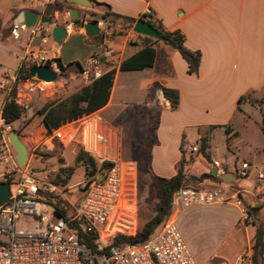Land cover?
Instances as JSON below:
<instances>
[{
    "label": "crops",
    "instance_id": "0c3cea01",
    "mask_svg": "<svg viewBox=\"0 0 264 264\" xmlns=\"http://www.w3.org/2000/svg\"><path fill=\"white\" fill-rule=\"evenodd\" d=\"M55 1L67 2L53 0L52 3ZM90 1L94 5L91 12L100 16L97 21L104 20L102 16L107 11L139 19L149 7L153 15L151 22L168 32L180 31L185 36L186 47L202 54L198 73L190 74L186 61L164 41L150 40L147 36L137 33H120L116 34L111 42L117 63L112 65L101 59L103 74L111 70H115L116 74L107 105L94 113L100 115L110 111L114 115L116 127L121 130L120 138L130 141L131 153L132 142L138 137H142L148 147L154 139L149 162L152 175L171 179L176 176L182 161L187 176L201 177L212 174L215 168L211 161L203 155H196V152H189L188 147H199L205 137L209 138L211 146L212 135L209 133L214 127H226L229 133L228 141L233 137L236 144L246 143L252 147L237 130L234 120L243 102L251 104L252 96L258 99L264 96V0ZM24 11L40 14L24 1L16 4L11 10L10 20L6 23L1 20L0 82L6 74L17 73L21 58L30 49L45 48L50 57L58 58L59 64L64 67V73L69 77L78 75L79 71L88 66L94 55L101 54L102 44L97 43L100 37H87L83 29L77 28L68 30L62 43L74 40L75 45H82L83 51L79 46L70 54L64 52L63 47H55L53 41L43 45L42 36L39 34L32 38L29 31L30 34L25 36L24 33L28 30L20 31V38L15 40L11 30L18 25L20 15ZM72 11H77L89 22L96 21L81 14L79 9L70 10ZM102 13L104 14L101 15ZM45 17L44 13L43 18ZM50 21L51 31L55 27H64L67 21L65 12H56ZM87 42L91 45L87 46ZM147 44L157 53L154 66L142 71H120L122 62L137 54ZM85 56L86 66H83L80 61ZM75 67L78 71L74 70ZM164 89L176 90L179 93L180 104L177 110L172 109L170 100L164 95ZM6 95L8 94L0 93V96H3L0 101V129L6 127L1 118ZM154 117L157 118L155 129L152 128ZM53 147L47 150L50 151ZM263 150L264 145L257 148L256 153L263 154ZM215 160L219 159H213ZM243 162L249 163L253 169L252 174L257 176V182L253 185L246 183L250 176L239 179L237 185L246 198L243 204L247 209L248 206H259L260 209L254 210V214H257L255 221L264 223V179L259 178L261 173L264 175V159L261 163L241 160L240 164ZM226 174L230 173L225 170L224 175ZM0 177L1 183L4 178L1 173ZM216 177L222 179V176ZM222 185L207 184L206 189H216ZM216 207L233 208L237 212L236 219L233 223L224 221L217 246L208 255L202 254L203 257L198 258L187 238L186 225L197 219L194 214L197 211L213 210ZM176 220L196 264H231L246 245L251 248L255 234L253 221L244 225L239 209L231 205L198 207L185 212L178 210Z\"/></svg>",
    "mask_w": 264,
    "mask_h": 264
},
{
    "label": "built area",
    "instance_id": "2783aa9c",
    "mask_svg": "<svg viewBox=\"0 0 264 264\" xmlns=\"http://www.w3.org/2000/svg\"><path fill=\"white\" fill-rule=\"evenodd\" d=\"M24 1L39 11V20L33 28H27L24 24L14 26L11 35L18 40L20 31L30 30L32 38L42 33L41 42L48 45L52 42L50 23L49 29H45L46 24L40 22L53 0ZM152 16V10L148 7L139 20L148 22ZM65 17L66 31L75 29L71 12H65ZM84 23L88 24L89 21L84 19ZM96 23L98 37L102 40V52L94 55L88 66L80 72L90 84L103 75L102 58L112 65L117 63L116 52L111 47L113 37L120 33H135V25L130 27L124 21L104 19ZM36 67H49L58 76L64 73L58 58L50 57L45 48L30 49L21 58L17 73L6 74L0 82V93L8 94L17 85L14 101L24 111L28 110L29 93H43L47 85L37 77L29 76ZM19 86L23 89L18 91ZM120 136L121 130L110 128L97 113L67 121L48 133L44 143L47 149L53 147L54 142L63 146L76 145L99 167L98 171H94L95 176L88 177L83 185L81 201L77 204L67 202L65 205L67 217L58 216L45 199L46 195H54L57 188L46 183L39 173L30 171L28 166L21 168L11 154L10 143L3 140L0 145V173L10 185V196L0 207V264H196L177 224L178 210L185 212L198 207L231 205L239 209L243 221H253L254 213L244 206L240 192L231 189L226 183L222 188L199 191L182 188L173 196L169 218L147 242L110 248L111 237L137 232L114 231L113 215L117 212L123 191ZM198 150L199 147H188L191 153ZM105 164L110 166L101 169ZM212 166L217 169L218 176L224 175L225 170L219 160L213 161ZM236 172L240 179H246L253 169L249 163L243 162L236 168ZM259 178L264 179V175L261 173ZM78 234L93 236L95 248L82 242ZM231 264H253L251 248L243 251ZM261 264H264V247Z\"/></svg>",
    "mask_w": 264,
    "mask_h": 264
},
{
    "label": "rangeland",
    "instance_id": "374dc122",
    "mask_svg": "<svg viewBox=\"0 0 264 264\" xmlns=\"http://www.w3.org/2000/svg\"><path fill=\"white\" fill-rule=\"evenodd\" d=\"M23 2V0H1L0 21L2 20L6 23L10 20L11 10L16 4ZM71 6L75 10L79 9L81 14L88 15L96 21L100 19V16L92 13L90 9L76 5ZM98 9L103 10V8ZM44 26L45 29H49L48 24ZM29 31L24 33V35H29ZM83 32L85 33L84 30ZM40 35L43 36L42 33ZM46 35L48 34L46 33ZM97 43L102 44L101 38L97 40ZM86 45L90 46L91 44L87 42ZM79 46L81 51H83L82 45H75L74 40L55 45L57 48L63 47L64 52L69 54L74 52ZM86 58L85 56L80 61L83 66H86ZM75 69L77 70V67ZM80 72L78 75L72 77H69L67 73H63L55 83L45 85V92L29 93L28 110L25 111L24 117L9 126L10 129L7 127L0 129V145L4 139L9 142L8 136L13 131L20 136L30 154V159L27 164L29 170L40 171L41 178L46 183L52 184L57 188V191L54 192V196L57 199H54V201L61 200L65 205H67V202L77 204L81 201L83 195L82 187L87 182L88 176L86 175L82 162H76L77 154L80 151L76 145L63 146L58 142H54V147L50 151L44 146L48 137V130L44 125L43 116L40 114V111L44 107H55L60 104L66 105V107L69 106L72 96L90 84L81 76ZM19 89L22 90L23 87L19 86L18 91ZM262 97L258 99V97L254 98L252 96L254 100L250 97V100L255 101L256 105H252L246 101L243 102L234 120L237 130L252 147L247 146L246 143L236 144L232 136V140L228 141L229 133L226 127H214L209 133L210 136L212 135L211 146L208 151L210 159L205 158L211 161V164L213 163V159L218 158L224 170L234 176V185L236 186H238L237 183L240 179L237 175L236 168L239 167L238 165H240L241 160L248 162L259 161L261 163L264 159V150L263 154L256 153V149L264 145V104L262 103L264 96ZM2 100L3 96H0V101ZM100 117L110 128H117L114 115L110 111L100 114ZM156 120L157 118L154 117L152 120V128ZM235 122L233 123L235 124ZM120 145L123 163V191L117 212L113 215L114 231L117 233L138 231L146 222L153 218V209L157 203L149 188L151 170L146 163L148 145L143 142L142 137H138L136 141L132 142V153L129 148L130 141L127 138L124 139L121 137ZM11 154L12 156L16 155L13 148ZM196 155H203L200 149L196 152ZM70 167L75 169L72 178L67 180L66 184L56 185L54 181L60 173V170ZM0 180H2L1 177ZM3 182H6V178H3ZM256 182L257 176L255 173L251 174L246 181L247 184L251 185ZM224 184L219 188H222ZM226 184L230 187L229 183ZM194 214L197 219L186 225V235L191 242L193 253L198 258H201L214 250L217 246L219 236L222 235L224 221L233 223L236 219L237 212L230 207H216L213 210H199ZM250 223L248 222L246 225ZM247 249L248 246L246 245L243 251ZM202 254L204 255L202 256Z\"/></svg>",
    "mask_w": 264,
    "mask_h": 264
},
{
    "label": "trees",
    "instance_id": "16d2710c",
    "mask_svg": "<svg viewBox=\"0 0 264 264\" xmlns=\"http://www.w3.org/2000/svg\"><path fill=\"white\" fill-rule=\"evenodd\" d=\"M74 9L67 2L55 1L50 4L45 10V16L52 19L56 12H65ZM103 19L108 21H124L130 27L134 26L139 19H133L116 15L110 12H105L102 16ZM148 23L157 31V33L164 39V42L176 50L181 57L188 64V72L190 74L198 73L200 68L202 54L198 51H192L185 45V36L180 31L168 32L162 27L157 26L155 23L148 21ZM2 29V22L0 21V31ZM150 40L159 41L151 37H146ZM157 57L156 50L149 44L143 46V48L134 56L124 60L120 66V71L131 72V71H142L147 68H152L155 64ZM115 70H111L103 74L100 78L94 80L88 86L83 87L78 93L74 94L70 100V105H58L55 107H44L40 114L43 116L44 125L46 126L48 133H52L55 129L60 127L63 123L77 119L85 114H91L99 111L105 107L110 99L111 90L114 85ZM31 77V74L29 73ZM17 94V86H14L8 95L4 105L2 107L1 118L5 125L11 126L15 122L19 121L25 114L22 107L16 104L14 97ZM164 95L171 102L172 109L177 110L180 104L179 93L176 90L164 89ZM264 104V100L262 101ZM252 105H256L255 101H251ZM263 110V109H262ZM156 125L153 126V129ZM228 132V130H227ZM154 145V139L151 140L150 145L146 151V163L149 166L151 159V151ZM200 152L204 157L210 159L208 151L210 149L209 138L205 137L200 143ZM76 162H82V165L86 171V175L89 176L91 172L98 171L99 167L97 163L83 153L81 150L77 154ZM110 165L105 164L101 167L108 168ZM75 172L74 168H62L58 174L54 183L56 185L66 184L67 180L71 179ZM151 173V172H150ZM149 188L154 195L157 203L153 209L154 216L148 222L144 224L135 234H117L110 238L109 247H123L125 245H142L147 242L163 225V223L169 218L172 210V199L175 193L182 188H191L194 190H204L207 184L218 185L224 184L222 179H218L212 174L202 175L201 177L187 176L184 173L183 161L177 168V174L171 179H164L150 174ZM3 183V182H1ZM230 188L240 192V198L245 203V195L239 186L234 185V181L229 183ZM45 199L47 203L54 208L58 216H68V210L65 208V204L61 200L54 201L57 199L53 194L46 195ZM260 209V207L251 208L248 206V210L254 211ZM252 224L255 226V234L252 240L251 251L253 264H261L263 247H264V223L262 221L256 222L255 218L257 214H253ZM245 224L248 222L242 221ZM78 238L90 246L95 248L93 245L94 237L91 235L78 234Z\"/></svg>",
    "mask_w": 264,
    "mask_h": 264
},
{
    "label": "water",
    "instance_id": "95a60500",
    "mask_svg": "<svg viewBox=\"0 0 264 264\" xmlns=\"http://www.w3.org/2000/svg\"><path fill=\"white\" fill-rule=\"evenodd\" d=\"M67 4L69 5H76L78 7H82L85 9H93L94 5L90 0H67ZM71 17L75 21V26L77 29H84L85 35L87 37L93 38V37H98L99 36V31L97 28V23L96 21H91L88 24L84 23V18L80 16V14L77 11H72L71 12ZM39 17L36 13L33 11H24L20 15V21L18 22V25L24 24L27 28H33L36 23L38 22ZM41 24H48L50 23V19L45 17L41 20ZM134 32L151 37L160 41H164V39L157 33V31L146 21L144 20H139L135 26H134ZM67 36V31L66 28L63 26L60 27H55L52 32H51V38L52 41L55 44H61L63 40ZM31 75L33 77H37L39 80L49 84L53 83L58 79V74L52 70L49 67H36L31 70ZM8 140L10 143V146L13 148L15 151V159L17 164L21 168H25L28 164L29 161V151L24 144V142L21 140L20 136L15 132H11L8 136ZM35 173H40V171L35 170L33 171ZM213 176H217L218 172L216 169L212 171ZM95 176L94 172H91L89 174V178H92ZM222 180L224 183H230L234 180V176L231 174H226L222 176ZM10 196V185L9 183L3 182L0 183V207L4 205L8 198ZM254 213V211H253Z\"/></svg>",
    "mask_w": 264,
    "mask_h": 264
}]
</instances>
